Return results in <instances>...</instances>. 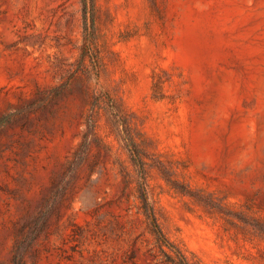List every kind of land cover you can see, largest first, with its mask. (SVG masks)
Masks as SVG:
<instances>
[{"label":"rangeland","instance_id":"obj_1","mask_svg":"<svg viewBox=\"0 0 264 264\" xmlns=\"http://www.w3.org/2000/svg\"><path fill=\"white\" fill-rule=\"evenodd\" d=\"M93 2L97 60L84 0H0V264H175L144 195L191 264H264V0Z\"/></svg>","mask_w":264,"mask_h":264},{"label":"trees","instance_id":"obj_2","mask_svg":"<svg viewBox=\"0 0 264 264\" xmlns=\"http://www.w3.org/2000/svg\"><path fill=\"white\" fill-rule=\"evenodd\" d=\"M88 1L84 0V14H85V45H84V49H83V55L84 56H89L91 59L93 60H97L98 54L96 51V34H95V18H94V12H95V4L92 0V15L90 16V20L91 23L89 24V16L87 15V13L89 12L88 8ZM132 155H133V159L136 162V164L139 165L140 169H144V164L141 158V155L139 153L138 150H136L135 148L132 149ZM145 176H143L144 178ZM143 184V183H142ZM143 208H144V212L148 215V217L151 219V222L153 224L154 227V231L155 234L158 238V240L164 244L167 245L171 250H173L176 255L174 257L175 260V264H191L189 262V259L187 258V256L185 255V253H183L180 248L177 247V245L175 243H173L167 236L166 234L163 232L162 228L160 227L155 212L152 208V206H150V203L147 200V197L144 195L143 196Z\"/></svg>","mask_w":264,"mask_h":264}]
</instances>
